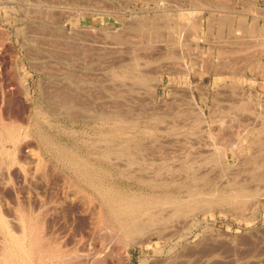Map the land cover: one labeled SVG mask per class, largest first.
<instances>
[{
    "label": "rangeland",
    "instance_id": "374dc122",
    "mask_svg": "<svg viewBox=\"0 0 264 264\" xmlns=\"http://www.w3.org/2000/svg\"><path fill=\"white\" fill-rule=\"evenodd\" d=\"M263 31L264 0H0V264H264Z\"/></svg>",
    "mask_w": 264,
    "mask_h": 264
},
{
    "label": "bare ground",
    "instance_id": "6f19581e",
    "mask_svg": "<svg viewBox=\"0 0 264 264\" xmlns=\"http://www.w3.org/2000/svg\"><path fill=\"white\" fill-rule=\"evenodd\" d=\"M162 2V1H161ZM162 7V6H161ZM204 18V17H203ZM203 18H201L200 17V19H203ZM202 21V20H201ZM191 22V21H190ZM189 23V22H188ZM192 24H193V22H192ZM202 24V23H201ZM197 25V24H196ZM193 26H194V24L191 26L192 28H193ZM188 27H190V26H188ZM199 27V26H198ZM177 28V27H176ZM195 28V27H194ZM190 29V28H189ZM197 29V28H196ZM174 32H175V30H174ZM180 32V31H179ZM264 32V31H263ZM172 41V40H171ZM172 43V42H171ZM262 44V43H261ZM225 57H227V56H225ZM183 60V59H182ZM219 63V62H218ZM222 63V62H221ZM217 64V63H216ZM184 66V65H183ZM216 67V66H215ZM214 67V68H215ZM264 68V67H263ZM193 90V89H192ZM192 94H191V97H192V99L191 100H193V103H194V105H195V107L196 106H198V109L200 110V112H201V114H202V116H205V109H204V104L206 105V106H208V103H209V98H208V96H205V98H203V102H204V104L203 105H201L200 103H198V101H197V99H196V97H195V94H194V92L192 91L191 92ZM195 107H194V109H195ZM198 111V110H197ZM199 115V114H198ZM197 115V116H198ZM117 116H119V115H117ZM199 117V116H198ZM201 119V118H200ZM203 121H206V120H203ZM120 122H123V121H120ZM125 122H127V121H125ZM124 122V123H125ZM264 122V121H263ZM119 123V122H118ZM121 124V123H120ZM127 124H128V122H127ZM263 124V123H262ZM123 125V124H122ZM125 126V125H124ZM118 128H121V127H119V126H117ZM117 129V128H116ZM111 130V129H110ZM116 131V130H115ZM122 131V130H121ZM107 132H112V131H107ZM117 132V131H116ZM110 134V133H109ZM232 148H235V146H232ZM72 156V155H71ZM77 156V155H76ZM78 157V156H77ZM72 159V158H71ZM73 159H75V158H73ZM75 162H76V160H74ZM80 162V161H79ZM82 163V162H81ZM87 172H90V171H87ZM92 173V172H91ZM88 174V173H87ZM89 175V174H88ZM155 179V178H154ZM153 179V180H154ZM158 181V180H157ZM170 181V180H169ZM109 191V190H108ZM112 191V190H111ZM236 191V190H235ZM216 194V191H214V192H212V194ZM102 195H103V193H101ZM108 194V193H107ZM110 194H112L111 192H110ZM114 195V194H113ZM105 195H103V197H104ZM117 196H119V195H117ZM121 196V195H120ZM119 196V197H120ZM137 196V195H136ZM139 196V195H138ZM201 196V195H200ZM108 197H110V196H108ZM112 197V196H111ZM118 197V198H119ZM142 197V198H141ZM140 198H138V197H136V198H138V199H136V200H134V201H131L132 199H133V197H130V198H132L131 200H130V202L128 203V204H125V205H129V210H131V209H134V208H141V207H145V206H148V205H150L151 203L153 204V203H155V202H153V200L151 199V198H153V197H151V198H148L147 196H144V198H143V196H141ZM155 197V196H154ZM227 197V196H226ZM230 197V196H229ZM236 197V196H235ZM116 198V197H115ZM114 198V199H115ZM121 198V197H120ZM119 198V199H120ZM125 198H126V196H125ZM128 198V197H127ZM127 198H126V200H127ZM130 198H128V199H130ZM156 198V197H155ZM154 198V199H155ZM213 198V197H212ZM216 198V197H215ZM220 198V197H219ZM224 198H225V196H224ZM239 198V197H238ZM241 198V197H240ZM243 198V197H242ZM241 198V199H242ZM106 199V198H105ZM160 199V198H159ZM158 199V200H159ZM199 199H201V198H199ZM204 199V198H203ZM208 199V198H207ZM240 199V200H241ZM244 199V198H243ZM176 200V199H175ZM174 198L172 197V198H166V199H164L163 198V200L161 199L160 201L161 202H166V204H167V202L169 203V202H172L173 201V203H174ZM206 200V199H205ZM216 200V199H215ZM221 200V199H220ZM108 200L106 199V202H107ZM112 201V200H111ZM125 201V200H124ZM207 201V200H206ZM210 201V200H209ZM212 201V200H211ZM246 201V200H245ZM110 202V201H109ZM113 202L114 201H112V204H113ZM120 202V201H119ZM126 202V201H125ZM134 202V203H133ZM157 202H159V201H157ZM161 202H159V203H161ZM190 202H192L191 200H190ZM189 202V203H190ZM199 202H200V200H199ZM114 203H117V202H114ZM121 203H123V201L121 202ZM127 203V202H126ZM186 203V202H185ZM109 204V203H108ZM164 204V203H163ZM176 204V203H175ZM178 204V203H177ZM182 204V203H181ZM180 204V206L179 207H177L178 209L176 210V213H178V212H180V208L182 209V205ZM207 205L206 206H209L208 205V203H206ZM115 205V204H114ZM124 205V204H123ZM122 204H121V206H123ZM124 205V207H126ZM155 205V204H154ZM159 205V204H158ZM173 205V204H172ZM179 205V204H178ZM190 205H192V204H189V206H187V210H189V211H191V210H194L195 208H197V206H190ZM197 205V204H196ZM203 205V204H202ZM201 205V206H202ZM213 205V204H212ZM242 205V204H241ZM116 206H117V204H116ZM115 206V207H116ZM176 206V205H175ZM205 206V205H204ZM110 207V206H109ZM119 207H120V205H119ZM123 207V208H124ZM128 207V206H127ZM126 207V208H127ZM184 207H186V206H184ZM184 207H183V210H181V211H184ZM190 207V208H189ZM199 207H200V205H199ZM198 207V208H199ZM112 208V207H111ZM110 208V209H111ZM122 208V209H123ZM148 208V207H147ZM176 208V207H175ZM208 208V207H207ZM240 208V207H239ZM115 209V208H114ZM118 209V208H117ZM145 209V208H144ZM143 209V210H144ZM238 209V208H237ZM124 210V209H123ZM123 210H120L119 209V211L121 212V211H123ZM136 210V209H135ZM138 210V209H137ZM242 210V209H241ZM112 211V210H111ZM125 211H126V209H125ZM132 211V210H131ZM140 211V210H139ZM137 212V211H136ZM142 212V211H141ZM174 212H175V210H174ZM119 213V212H118ZM118 213H116V214H118ZM125 213V212H124ZM123 214V213H122ZM126 214H128V213H126ZM189 214V213H188ZM131 215V214H130ZM167 216V215H166ZM161 218V217H160ZM26 220V219H25ZM134 220V219H133ZM2 221H3V219H2ZM28 221V220H27ZM122 221V220H121ZM128 220H126V222H127ZM132 220H130V222H131ZM137 221V220H136ZM169 221V220H168ZM129 223V222H128ZM166 223V222H165ZM168 223V222H167ZM125 225L127 224V223H124ZM130 224V223H129ZM169 224V223H168ZM171 224V223H170ZM133 225V224H132ZM148 226V225H147ZM24 227V226H23ZM150 227V226H149ZM143 229V228H142ZM148 229V228H147ZM24 230V229H23ZM37 230V229H36ZM31 231V230H30ZM157 231V230H156ZM29 232V231H28ZM37 232V231H36ZM140 232V231H139ZM158 232V231H157ZM36 234V233H35ZM9 236V235H8ZM26 236V235H25ZM23 237V236H22ZM40 238V237H39ZM23 239V238H22ZM40 241V240H39ZM46 245V244H45ZM21 246V245H20ZM22 249V248H21ZM44 250H47V249H44ZM43 251V250H42ZM44 253V252H43ZM16 254V253H15ZM19 254H20V252H19ZM12 257V256H11ZM57 258V257H56ZM22 259V258H21ZM1 260V259H0ZM14 260V259H13ZM2 264V263H1Z\"/></svg>",
    "mask_w": 264,
    "mask_h": 264
}]
</instances>
